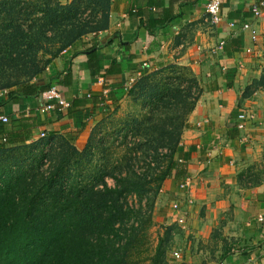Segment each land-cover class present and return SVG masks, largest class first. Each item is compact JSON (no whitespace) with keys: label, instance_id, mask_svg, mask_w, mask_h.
Here are the masks:
<instances>
[{"label":"crops","instance_id":"crops-1","mask_svg":"<svg viewBox=\"0 0 264 264\" xmlns=\"http://www.w3.org/2000/svg\"><path fill=\"white\" fill-rule=\"evenodd\" d=\"M210 1L110 0L108 28L87 34L47 68L71 105L43 111L40 95L8 101L0 115L9 117L11 131L16 124L18 140L63 134L82 149L96 118L147 68L189 65L201 93L175 152L184 174L164 181L153 221L181 227L193 237L189 249L201 244L204 253L210 245L228 264H264V91L244 94L261 71L264 0H221L219 22L206 11ZM242 112L251 117L244 129Z\"/></svg>","mask_w":264,"mask_h":264},{"label":"trees","instance_id":"trees-1","mask_svg":"<svg viewBox=\"0 0 264 264\" xmlns=\"http://www.w3.org/2000/svg\"><path fill=\"white\" fill-rule=\"evenodd\" d=\"M109 13L110 0H0V70L14 64L31 78L11 88L0 106L40 96L54 85L49 65L84 35L107 29ZM55 45V55L43 62L39 55ZM158 69L147 68L133 82L130 91L145 92L146 109L123 129L112 158L106 154L92 168L82 162L71 167L69 150L49 155L54 163L46 168L44 153L36 164L29 162L44 138L18 140L16 124L11 131L0 122V264H134L141 246L150 251V264H170L165 240L153 246L148 230L164 181L184 174L175 152L201 88L192 69L177 63L166 66L171 75L148 87L145 77ZM56 136L85 156L63 134L48 139Z\"/></svg>","mask_w":264,"mask_h":264},{"label":"rangeland","instance_id":"rangeland-1","mask_svg":"<svg viewBox=\"0 0 264 264\" xmlns=\"http://www.w3.org/2000/svg\"><path fill=\"white\" fill-rule=\"evenodd\" d=\"M63 3H66L70 0H61ZM86 14H84L85 16ZM102 31V30H101ZM99 32V31H97ZM87 35V34H86ZM84 35V36H86ZM47 47L49 45H46ZM52 47V46H51ZM60 47V46H59ZM58 45H55L52 48V52H44L39 56L44 61L48 58L53 57L55 52L58 50ZM261 59V71L260 75L257 78H254L251 83L245 89V96L252 97L254 93L257 91H264V88L261 86V77L264 71V48L260 53ZM179 64V63H177ZM186 66L187 68L191 67L187 64H179ZM167 65L161 66L158 71L148 74L145 78L147 79L148 87L155 86L161 79L165 78L168 71L165 70ZM19 70L17 65L11 64L10 67L2 68L0 70V97L6 96L8 91L11 88L16 87L21 82H25L27 80H31L30 76L24 75L23 68ZM193 72V71H192ZM171 75V74H169ZM183 78L187 77L184 74L181 75ZM33 80V79H32ZM133 84V83H132ZM132 84L128 86L126 95L118 101V103L112 107L102 112V114L96 118L97 123L93 132V139L91 145L79 151H84L85 156H81L78 152L75 153L69 146L63 142L59 137L48 139V137L44 138V144L42 147H38L34 153L37 154L35 159L34 155L28 156V153L25 154V157H29V162H35V160L40 158L41 153L47 155L44 158L45 168L50 164L54 163L51 161V156L56 155L57 152L63 154L66 150L72 152L70 154V162L71 167L77 166V162L79 163H87V167H93V165L97 163H102L105 159L102 157L108 154L107 158H112V153L115 151V147L121 142L123 129L127 127L128 124H134L135 120L141 117L146 109V95L145 92L139 91L138 89L131 93L130 89L132 88ZM195 90V89H194ZM125 130V129H124ZM50 141V142H48ZM93 147L91 148V146ZM116 145V146H114ZM109 148L106 151H103L101 147ZM26 152L30 150V148H25ZM109 154H111L109 156ZM62 157V156H61ZM63 158V157H62ZM60 158L57 157V160ZM28 162V163H29ZM36 164V162H35ZM50 164V165H51ZM107 182L111 185L113 184V180L111 178H107ZM165 227L159 225L157 222L149 227V239L151 244L155 246L158 242V239L165 240V247L167 248V259L170 264H218L220 261L224 259L225 254L222 252H217L215 248L207 245L204 253H200V249H203L201 244H196L192 249L188 248L189 240H193L191 235H186L183 229L176 225H171L168 234H165ZM138 251V252H137ZM196 251V252H195ZM150 251L145 252V247L141 246L138 250L134 251L133 259L135 260L134 264H150L149 260H146V256H148ZM178 255V256H177Z\"/></svg>","mask_w":264,"mask_h":264},{"label":"built area","instance_id":"built-area-1","mask_svg":"<svg viewBox=\"0 0 264 264\" xmlns=\"http://www.w3.org/2000/svg\"><path fill=\"white\" fill-rule=\"evenodd\" d=\"M251 10L255 16H259L261 14L260 5H253ZM206 11L211 16V18L214 22H219L222 18L221 0H211L206 6ZM243 28L250 29L251 25L248 23H245L243 25ZM252 37H253V39L257 38L256 32L254 29H252ZM144 65H147V63H145ZM42 96L45 100V104L42 108L43 111L61 110L63 108L69 107L71 105V102L66 100L62 96L57 85H52L48 90H46L42 93ZM250 118L251 117L248 114H246V112L240 113L239 114L240 122H239L238 127L240 129H244L246 126V122ZM8 121H9L8 116L0 115V122H8ZM42 136H44V133H42ZM261 220L264 221V218H261ZM218 264H228V263H226L224 260H222Z\"/></svg>","mask_w":264,"mask_h":264}]
</instances>
